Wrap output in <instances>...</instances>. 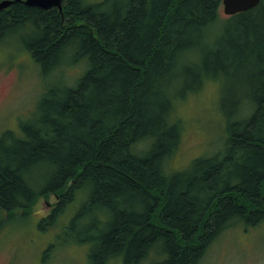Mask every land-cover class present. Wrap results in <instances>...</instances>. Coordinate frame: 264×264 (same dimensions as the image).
Segmentation results:
<instances>
[{"label": "trees", "instance_id": "obj_1", "mask_svg": "<svg viewBox=\"0 0 264 264\" xmlns=\"http://www.w3.org/2000/svg\"><path fill=\"white\" fill-rule=\"evenodd\" d=\"M222 1L0 10V46L18 39L59 77L38 115L0 135V212L29 215L53 195L45 229L84 193L59 234L89 245L90 264H141L151 251L163 254L155 264H200L227 227L264 219V0L227 18ZM67 67L81 70L69 80ZM206 80L222 84L221 148L168 171L183 126L174 102Z\"/></svg>", "mask_w": 264, "mask_h": 264}, {"label": "rangeland", "instance_id": "obj_2", "mask_svg": "<svg viewBox=\"0 0 264 264\" xmlns=\"http://www.w3.org/2000/svg\"><path fill=\"white\" fill-rule=\"evenodd\" d=\"M228 16L221 4L220 17ZM80 70L64 69L69 80ZM42 72L18 39L10 38L0 46V135L8 129L19 133L22 123L38 115L39 98L59 79L55 73ZM221 87L217 80H206L197 92L175 100V115L183 126L178 148L166 160L168 171L184 169L197 156L221 148L226 135ZM56 200L53 195L40 196L29 215L21 210L0 212V264H90L89 245L59 234L81 205L84 193L60 216L58 226L41 229L40 219L50 213ZM162 256L151 251L141 264H155ZM106 264L121 261L113 258ZM200 264H264V219L254 225L241 222L227 227L209 245Z\"/></svg>", "mask_w": 264, "mask_h": 264}, {"label": "water", "instance_id": "obj_3", "mask_svg": "<svg viewBox=\"0 0 264 264\" xmlns=\"http://www.w3.org/2000/svg\"><path fill=\"white\" fill-rule=\"evenodd\" d=\"M13 1L18 0H1L0 10L8 7ZM261 0H223V10L228 15H233L242 11H246L257 6ZM26 4L38 6L40 8L57 7L62 10V0H24Z\"/></svg>", "mask_w": 264, "mask_h": 264}]
</instances>
